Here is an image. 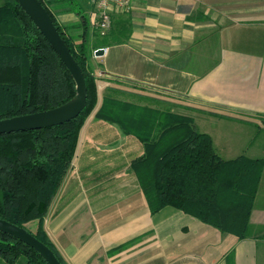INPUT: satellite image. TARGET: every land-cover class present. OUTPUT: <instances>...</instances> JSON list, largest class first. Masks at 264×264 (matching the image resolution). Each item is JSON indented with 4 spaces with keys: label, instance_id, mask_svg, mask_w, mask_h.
Masks as SVG:
<instances>
[{
    "label": "crops",
    "instance_id": "obj_1",
    "mask_svg": "<svg viewBox=\"0 0 264 264\" xmlns=\"http://www.w3.org/2000/svg\"><path fill=\"white\" fill-rule=\"evenodd\" d=\"M128 1L111 7V22L127 21L129 37L101 56L89 0L50 7L76 42L88 38L96 110L106 94L170 110L190 117L222 159H264V0ZM94 114L43 220L65 264H264V166L245 239L172 207L151 214L131 170L142 144ZM196 118L210 124L200 131Z\"/></svg>",
    "mask_w": 264,
    "mask_h": 264
},
{
    "label": "trees",
    "instance_id": "obj_2",
    "mask_svg": "<svg viewBox=\"0 0 264 264\" xmlns=\"http://www.w3.org/2000/svg\"><path fill=\"white\" fill-rule=\"evenodd\" d=\"M39 1L81 69L86 104L75 119L61 125L0 135V219L25 229L65 264L48 239L43 220L71 166L80 130L95 112L97 119L142 144L143 154L131 162V170L151 214L172 207L221 233L247 238L264 159H222L209 135L197 132L190 117L170 110L140 106L110 94L96 110L97 83L89 64L88 38L76 42L50 9L55 1L73 0ZM126 24L112 21L104 35L97 30L101 47L126 41ZM75 92L70 73L31 19L16 0H4L0 5V120L53 109ZM30 223H36L35 229L27 227ZM20 258L24 264H47L31 247L0 232V259L17 264Z\"/></svg>",
    "mask_w": 264,
    "mask_h": 264
},
{
    "label": "water",
    "instance_id": "obj_3",
    "mask_svg": "<svg viewBox=\"0 0 264 264\" xmlns=\"http://www.w3.org/2000/svg\"><path fill=\"white\" fill-rule=\"evenodd\" d=\"M16 2L70 73L75 82L76 92L72 99L53 109L0 120V135L61 125L75 119L86 104V87L81 69L60 37L47 10L39 0H16ZM103 52V48L97 49L95 55L101 56ZM0 232L31 247L47 264H60L54 253L25 229L0 219Z\"/></svg>",
    "mask_w": 264,
    "mask_h": 264
},
{
    "label": "built area",
    "instance_id": "obj_4",
    "mask_svg": "<svg viewBox=\"0 0 264 264\" xmlns=\"http://www.w3.org/2000/svg\"><path fill=\"white\" fill-rule=\"evenodd\" d=\"M97 12L95 27L101 35H104L111 27V7L119 10L129 8L128 0H89Z\"/></svg>",
    "mask_w": 264,
    "mask_h": 264
},
{
    "label": "rangeland",
    "instance_id": "obj_5",
    "mask_svg": "<svg viewBox=\"0 0 264 264\" xmlns=\"http://www.w3.org/2000/svg\"><path fill=\"white\" fill-rule=\"evenodd\" d=\"M3 2H4V0H0V5H2ZM209 124H210V122L208 124L205 123L204 126H202V124L200 123V121L196 118L195 125H196V128L199 129L200 131H201V129H206V125H209ZM261 197H262V192L258 195V198L256 199L257 204L261 203V199H260ZM33 226L34 225L31 224V225H29L28 228L30 230H32ZM23 263H24V259L23 258H20L18 260V262H17V264H23Z\"/></svg>",
    "mask_w": 264,
    "mask_h": 264
}]
</instances>
